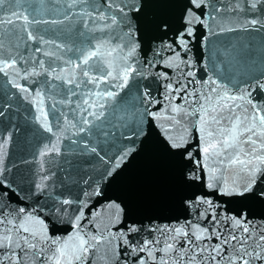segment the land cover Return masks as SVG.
Returning a JSON list of instances; mask_svg holds the SVG:
<instances>
[{"label": "snow or ice", "instance_id": "snow-or-ice-1", "mask_svg": "<svg viewBox=\"0 0 264 264\" xmlns=\"http://www.w3.org/2000/svg\"><path fill=\"white\" fill-rule=\"evenodd\" d=\"M48 3L64 7L49 9ZM77 6L79 12H73ZM45 11L62 13L63 18L39 19ZM139 11L140 4L129 0H103L102 5L97 0H0V74L11 75L10 83L21 92H28L18 81L37 75L38 65L46 76L45 81L37 82L35 90L36 96L41 97L39 87L47 84V76L57 73V68L60 73L66 72L54 78L61 81L59 87L71 86L66 88L64 99L76 97V101L68 100V103L74 105V113L82 109L83 118L77 123L86 131L85 126L90 125L87 117H92L93 123L101 120L97 127L107 123L102 120L105 104L118 95L117 90L127 86L133 72L139 76L147 67L158 63L160 71L155 76L169 81L162 85L167 95L158 100L147 90L140 93L143 110L134 111L136 123L122 134V140L127 143L111 158L101 179L107 180L130 157L143 151L142 145L152 138V130L158 129L159 147L181 165L182 181L193 186L202 184L207 191L180 201L187 213L182 222L179 217L173 223L131 222L115 232L110 229L101 232L93 225V234L80 229L81 213L75 218L74 235L57 240L47 237L44 221L33 214L34 210L11 207L9 197L15 189L6 183V178H0V264H88L89 257L92 264L97 261L101 264H264V218L257 222L249 218L248 210L234 211L227 207L235 197L264 203V104L254 102L250 91L237 95L218 86L203 92L193 88L198 82L193 62L188 58L197 24L206 27L211 21L220 31L264 30V0H229L226 4L223 0H187L181 28L170 42L161 40L164 50L171 55L166 57L157 51L158 60L154 58L137 70L123 55L125 49L131 56L139 47L132 15ZM73 15L81 21L76 38L55 45L62 55L49 60L47 68L43 59L26 57L20 51L26 43L20 37L21 30L29 40L55 44L41 35L33 36L30 25L62 23ZM223 24L232 26L224 28ZM157 27L167 34L170 26L163 21ZM210 31L215 34V28ZM206 40L207 35H202L201 44ZM34 51L40 53L42 49L36 47ZM181 65L188 70L184 71ZM165 68L172 69L173 74L169 75ZM211 83L216 85L214 80ZM257 87L264 91V84L258 83ZM176 100L180 103H174ZM154 107L156 111H152ZM41 111L46 119L47 114ZM146 121H151L148 127ZM189 128L196 132L194 147L190 146ZM102 134L111 135L106 130ZM90 150L96 152L95 147ZM94 194L100 195L99 184ZM61 203L70 205L73 201L65 199ZM108 207L116 210L113 215L119 219L121 206L110 202ZM52 210L61 211L55 207ZM63 211L66 213L67 209ZM37 224L41 226L39 231L32 227Z\"/></svg>", "mask_w": 264, "mask_h": 264}, {"label": "water", "instance_id": "water-1", "mask_svg": "<svg viewBox=\"0 0 264 264\" xmlns=\"http://www.w3.org/2000/svg\"><path fill=\"white\" fill-rule=\"evenodd\" d=\"M138 1L140 11L132 15L139 47L131 56L127 55V49L123 55L126 62L137 70L154 58L158 60L157 51L166 57L171 55V52L164 50L161 40L168 43L174 38L181 28V17L187 4V0ZM228 2L229 0H223L225 4ZM97 3L102 5L103 0H97ZM4 7L6 9L8 6ZM24 7L26 5L20 11ZM47 7L59 9L64 5L48 3ZM72 11L79 12V6ZM38 18L62 20L63 15L45 11ZM163 21H167L170 26L167 34L157 27ZM16 23L21 24L22 21ZM80 23L73 15L62 23L30 25L33 36L41 35L45 41L53 40L55 44L29 40L21 30L20 37L26 43L20 51L26 57L43 59L44 67L47 68L49 60H56L57 56L62 55L55 45L68 43L69 38L75 40ZM89 24L91 26V22ZM5 27L11 28L12 25ZM213 28L215 34L210 31ZM219 30L220 27L214 26L211 21H208L206 27L196 25L195 41L190 45L191 52L188 54L198 82L192 87L203 92L218 86L237 95H246L250 91L254 102L264 104V91L257 87L258 83L264 84V30L242 31L237 41L227 36L220 38L217 36ZM95 34L100 35L98 32ZM202 35H207L203 45ZM112 43L115 44V41ZM36 47H40L42 51L36 53ZM225 48L228 49L226 52ZM15 51L13 48V52ZM44 53L53 55L46 56ZM117 58L120 59L119 56ZM19 65L18 61L17 66ZM181 67L184 71L188 70L184 65ZM164 70L169 75L173 74L172 69ZM158 71L160 65L157 63L155 67H147L139 76L133 72L127 86L117 90L118 95L105 104L102 120L107 123L97 127L102 121L93 123V118L87 117L90 125L85 126L88 129L86 131H82L77 123L78 119L83 118L82 109L79 113H74V105L68 103V100L76 101V97L64 99L66 88L71 86L59 87L61 81L54 78L56 74L66 75V72L60 73L57 68V73L49 74L47 84L39 87L41 97L36 96L35 90L38 89L37 82L45 81L46 76L38 65L37 75L18 81L29 89L28 92H21L10 83L11 75L6 77L0 74V169H3V177L0 178H6V183L15 189L9 197L11 207L34 210L33 214L44 221L47 237L57 240L74 235L75 218L81 213L80 229L93 234V225L101 232L107 229L115 232L118 227L131 222L143 221L150 224L155 220L157 224L173 223L177 217L182 222L187 213L180 201L207 189L202 184L193 186L182 181L179 175L181 165L159 147L158 129L152 130V138L146 145H142L143 151L130 157L107 180L101 179L111 158L127 143L122 140V134L136 123L134 111L143 110L140 93L147 90L158 100L167 95L162 85L169 81L156 78L155 73ZM77 78L79 79L78 70ZM213 80L216 85L211 83ZM49 85L52 87L49 88ZM237 89L240 91L237 92ZM174 103L178 104L180 101L176 100ZM156 107L152 111H156ZM41 109L47 114L46 119ZM74 115L76 119L73 118ZM150 123L151 121H146L145 127ZM49 127L51 131L47 130ZM105 130L111 135H103ZM189 132L190 146L194 147L197 143L195 129L189 128ZM92 147L96 148V152L90 150ZM43 177L48 178L45 180ZM96 184H99L100 195L94 194ZM65 199L73 203L63 205L61 201ZM110 202L118 203L123 209L119 219L113 215L116 210L108 207ZM54 207L61 211L53 212ZM227 207L234 211L248 210L249 218H255L257 222L264 218V203L252 198H231ZM65 208L66 213L63 211ZM32 227L39 231L41 226L37 224ZM101 251L103 252V248ZM88 264H92L91 257L88 258ZM97 264L101 262L97 261Z\"/></svg>", "mask_w": 264, "mask_h": 264}, {"label": "rangeland", "instance_id": "rangeland-1", "mask_svg": "<svg viewBox=\"0 0 264 264\" xmlns=\"http://www.w3.org/2000/svg\"><path fill=\"white\" fill-rule=\"evenodd\" d=\"M129 3H140V1L138 0H129ZM224 28H228L231 27V24H223L221 25ZM242 31H218L217 32V36H219L220 38H224L225 36L229 37L230 39L237 41V37L241 34ZM243 36V35H242ZM228 49L225 48L224 52H226Z\"/></svg>", "mask_w": 264, "mask_h": 264}]
</instances>
